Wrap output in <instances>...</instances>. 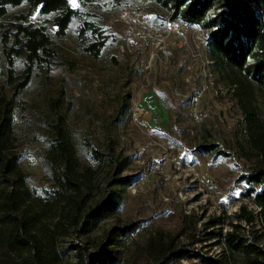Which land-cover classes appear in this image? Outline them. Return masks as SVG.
<instances>
[{
  "label": "rangeland",
  "instance_id": "1",
  "mask_svg": "<svg viewBox=\"0 0 264 264\" xmlns=\"http://www.w3.org/2000/svg\"><path fill=\"white\" fill-rule=\"evenodd\" d=\"M95 3L97 22L112 42L99 59H92L81 51L72 31L56 39V66L46 78L36 76L15 103L14 149L22 154L28 185L38 193L49 190L53 182L44 159L48 125L56 115L50 103L59 99L57 114L64 117L79 162L93 171L89 203L104 198L116 170L115 165L92 161L91 149L111 153L123 164L117 177L134 178V183L114 188L122 197V208L91 234L81 236L74 228L54 236L52 264H76L77 253L97 254L101 244L112 250L109 234L130 225L134 235L119 239L122 243L115 248L122 254L120 264H157L151 257L168 244L174 252L200 256L179 261L168 257L161 264H209L227 257L230 264H244L221 238L237 232L238 241L264 250L259 209L244 197L248 188L239 182L250 176L258 160L242 157L235 139L239 107L233 91L212 72L204 35L171 22L167 10L150 1L133 0L126 8L110 0ZM22 10L9 13L13 17ZM29 22L48 26L36 13ZM3 70L0 62V92ZM2 92L10 99L8 90ZM259 102L264 116V102ZM207 144L217 146V151L195 154L198 145ZM162 161L164 168L153 172ZM179 166L193 168L199 179L178 174ZM242 207L246 215L256 216L251 225L238 218ZM150 240L159 245L155 251L147 247Z\"/></svg>",
  "mask_w": 264,
  "mask_h": 264
},
{
  "label": "trees",
  "instance_id": "2",
  "mask_svg": "<svg viewBox=\"0 0 264 264\" xmlns=\"http://www.w3.org/2000/svg\"><path fill=\"white\" fill-rule=\"evenodd\" d=\"M132 1L110 0V4L126 8ZM146 1L166 9L171 22L204 35L212 72L233 91V101L239 107L241 119L235 139L242 157L258 160L250 176L239 182L248 188L244 197L256 204L264 227V116L259 110V100L264 102V0ZM95 2L76 0L73 6L71 0H0V62L4 69L1 79L3 90L11 95L9 99L3 90L0 92V264H52L56 261L54 236L74 228L79 229L81 236L91 234L121 210L122 197L115 189L134 183V178L117 177L123 164L116 163L111 153L103 155L91 149L92 161L103 167L115 165L116 170L106 185L104 198L89 203L91 195L87 191L93 171L79 162L64 117L57 114L59 99L50 103L56 115L48 125L44 159L53 182L49 190L38 193L28 185L22 154L14 149L15 103L31 88L36 76L43 74L46 78L56 66L60 57L56 41L72 31L81 51L92 59H99L112 42L113 38L97 22ZM18 8L23 10L11 17L9 12ZM35 13L47 22V27L29 22ZM217 149L213 144L198 145L194 152L203 156ZM222 154L225 153H216ZM244 209L240 208L238 218L251 225L256 216L246 215ZM133 230L130 225L118 234H109L107 243H113L112 250L101 244L97 254L77 253L76 264H120L122 254L115 248L122 243L119 239L132 237ZM237 237V232H227L221 243L232 255L243 258L244 264H264V250L256 243L246 246ZM154 241L150 240L151 246L147 247L155 251L159 245ZM159 247L158 254L151 257L157 264L168 257L179 261L200 256L187 250L174 252L170 244ZM224 259L208 263L230 264L228 257Z\"/></svg>",
  "mask_w": 264,
  "mask_h": 264
},
{
  "label": "built area",
  "instance_id": "3",
  "mask_svg": "<svg viewBox=\"0 0 264 264\" xmlns=\"http://www.w3.org/2000/svg\"><path fill=\"white\" fill-rule=\"evenodd\" d=\"M165 166V162L162 161V162H156V164L154 165V169H153V172H158L160 171V169H163ZM177 173L180 174V172H185V174H188V176H191L193 177V180H198L199 179V175H197L196 171L193 170V168H188L187 170H184L182 169L181 166H179L177 169H176Z\"/></svg>",
  "mask_w": 264,
  "mask_h": 264
},
{
  "label": "snow or ice",
  "instance_id": "4",
  "mask_svg": "<svg viewBox=\"0 0 264 264\" xmlns=\"http://www.w3.org/2000/svg\"><path fill=\"white\" fill-rule=\"evenodd\" d=\"M73 6H76V0H71Z\"/></svg>",
  "mask_w": 264,
  "mask_h": 264
}]
</instances>
